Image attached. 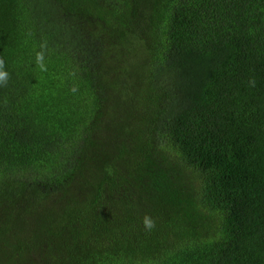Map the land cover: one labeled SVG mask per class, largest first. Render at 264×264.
<instances>
[{
	"label": "trees",
	"instance_id": "trees-1",
	"mask_svg": "<svg viewBox=\"0 0 264 264\" xmlns=\"http://www.w3.org/2000/svg\"><path fill=\"white\" fill-rule=\"evenodd\" d=\"M0 57V264H264V0H0Z\"/></svg>",
	"mask_w": 264,
	"mask_h": 264
},
{
	"label": "clouds",
	"instance_id": "clouds-1",
	"mask_svg": "<svg viewBox=\"0 0 264 264\" xmlns=\"http://www.w3.org/2000/svg\"><path fill=\"white\" fill-rule=\"evenodd\" d=\"M46 47H47L46 42L42 43L40 45L41 51L36 53L35 62H36L37 67L41 71H47V66L44 63V49H46ZM8 80H9V73L7 72L5 68V61L2 57H0V86L6 87ZM248 86L253 87V88L256 86L255 78H251L248 81ZM75 90H76L75 88L72 89V91H75ZM142 223L147 231H151L153 228H155V221L147 215L144 216Z\"/></svg>",
	"mask_w": 264,
	"mask_h": 264
}]
</instances>
